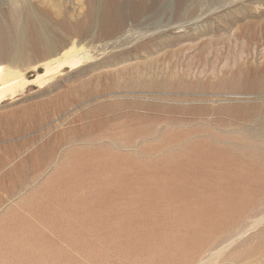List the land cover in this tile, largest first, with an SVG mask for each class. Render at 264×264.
<instances>
[{
  "label": "rangeland",
  "instance_id": "1",
  "mask_svg": "<svg viewBox=\"0 0 264 264\" xmlns=\"http://www.w3.org/2000/svg\"><path fill=\"white\" fill-rule=\"evenodd\" d=\"M0 65V264H264V0H0Z\"/></svg>",
  "mask_w": 264,
  "mask_h": 264
},
{
  "label": "bare ground",
  "instance_id": "2",
  "mask_svg": "<svg viewBox=\"0 0 264 264\" xmlns=\"http://www.w3.org/2000/svg\"><path fill=\"white\" fill-rule=\"evenodd\" d=\"M81 62L82 58L76 55L64 59V61L59 64V67H61L62 65H67L72 68H75L78 67ZM51 71H53V69L51 67H47L45 74L42 76H38V78H42L45 75H48L49 73H51ZM26 82L27 80H25L23 77L14 78V80H8V72L5 66L0 65V103L7 96V94L14 93L18 87H21Z\"/></svg>",
  "mask_w": 264,
  "mask_h": 264
}]
</instances>
